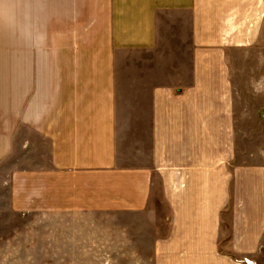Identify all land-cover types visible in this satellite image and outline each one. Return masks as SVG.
Masks as SVG:
<instances>
[{"label":"crops","instance_id":"obj_1","mask_svg":"<svg viewBox=\"0 0 264 264\" xmlns=\"http://www.w3.org/2000/svg\"><path fill=\"white\" fill-rule=\"evenodd\" d=\"M10 1L13 31L16 23L28 42L30 1L21 0V10L20 0ZM33 3L44 16L50 11L37 33L44 58L32 65L26 105L13 101L9 135L0 133V154L9 139L12 151L15 139L17 148L27 143L28 161L10 177L11 209L94 220L91 234L100 214L161 224L168 229H154V264L255 257L264 242V152L237 140L229 54L254 44L264 1ZM66 12L72 23L84 17L81 30L65 33Z\"/></svg>","mask_w":264,"mask_h":264},{"label":"rangeland","instance_id":"obj_2","mask_svg":"<svg viewBox=\"0 0 264 264\" xmlns=\"http://www.w3.org/2000/svg\"><path fill=\"white\" fill-rule=\"evenodd\" d=\"M30 35L28 42H20V34L16 23L11 22L12 1L0 0V133L9 135L11 124L10 108L26 105L28 80L34 81L32 65L42 64L45 45L43 35L44 20L50 18V11L38 13L33 3L39 0H29ZM264 1V0H263ZM21 10L22 1L18 5ZM14 12L17 14L16 3ZM74 12H66V32L75 28L81 30L85 23L84 17H76L72 23ZM57 19L58 12L52 15ZM49 23V22H48ZM52 37V36H51ZM48 39L50 36H45ZM119 60L122 59V54ZM231 63V79L235 91V108H240L236 117L237 140L244 149L264 152V15L261 20L259 34L250 47H238L229 54ZM18 62L23 64L15 69ZM30 65L25 66L24 63ZM27 67V68H26ZM29 68V70H28ZM120 75L123 68H118ZM116 73L117 69H116ZM27 74L30 78L27 79ZM122 76V75H121ZM31 87V85H30ZM29 87V89H30ZM25 93V94H24ZM24 94L25 104L18 103L20 95ZM19 96V98H18ZM18 142L21 144L23 138ZM23 145V147H20ZM12 151V141L9 139L5 150L0 154V264H154L152 247L155 231L162 236L167 227L161 224L151 227L139 218L129 219L119 214H100L99 231L90 233L89 224L94 220L59 219L58 216H45L36 213H21L10 207L9 188L12 171L25 167L27 143L21 144ZM23 156V157H22ZM22 157V158H21ZM247 161V156L244 157ZM249 161V160H248ZM244 163V162H243ZM229 213L224 218L228 220ZM129 221L132 226H129ZM127 223V227H125ZM142 223L143 227H139ZM150 224V225H151ZM146 227V228H145ZM154 229H156L154 231ZM164 233V234H163ZM159 235V234H158ZM230 237V226H222L220 236V253L224 255L226 242ZM242 260V259H241ZM246 264H264V242L262 249Z\"/></svg>","mask_w":264,"mask_h":264}]
</instances>
